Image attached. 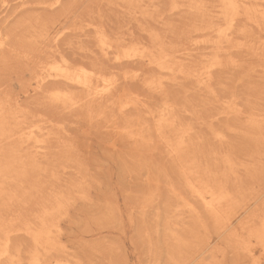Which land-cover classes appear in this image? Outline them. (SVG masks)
Returning a JSON list of instances; mask_svg holds the SVG:
<instances>
[{
  "label": "rangeland",
  "instance_id": "obj_1",
  "mask_svg": "<svg viewBox=\"0 0 264 264\" xmlns=\"http://www.w3.org/2000/svg\"><path fill=\"white\" fill-rule=\"evenodd\" d=\"M260 6L0 0V253L10 235L19 254L1 264H164L176 235L194 263L264 264V237L246 240V252L231 248L203 203L223 194L232 226L264 220ZM87 70L115 90L86 95L74 80Z\"/></svg>",
  "mask_w": 264,
  "mask_h": 264
},
{
  "label": "bare ground",
  "instance_id": "obj_2",
  "mask_svg": "<svg viewBox=\"0 0 264 264\" xmlns=\"http://www.w3.org/2000/svg\"><path fill=\"white\" fill-rule=\"evenodd\" d=\"M60 0H57V2H59ZM138 1V0H137ZM155 1V0H154ZM240 1V0H239ZM253 1H255V2H257V4L258 5H261V6H264V0H253ZM51 2H52V0H51ZM114 2V1H113ZM149 2V1H148ZM231 2V1H230ZM251 2V1H250ZM141 3V2H140ZM252 3V2H251ZM27 4V3H26ZM45 4V3H44ZM47 4H49V3H47ZM230 5H233L232 3H229ZM236 4V3H235ZM239 4V3H238ZM238 4H236V5H238ZM242 4V3H241ZM253 4V3H252ZM256 4V3H255ZM148 5V4H147ZM189 5V4H188ZM235 5V6H236ZM244 6H245V4H243ZM194 6V5H193ZM250 6H251V4H250ZM260 6V7H261ZM231 7H234V6H231ZM237 8H238V6H236ZM190 8V7H189ZM245 8V7H244ZM235 10H238V9H235ZM257 10V9H256ZM258 11H261V10H258ZM150 12H152L151 10H150ZM239 13V12H238ZM149 14V13H148ZM151 14V13H150ZM235 14H236V12H235ZM264 15V14H263ZM249 19V18H248ZM251 19V18H250ZM249 19V20H250ZM33 21V20H32ZM34 22V21H33ZM245 23V22H244ZM261 23V22H260ZM264 24V23H263ZM25 25V24H24ZM239 25V24H238ZM23 26V25H22ZM251 27H252V25H250ZM258 26V25H257ZM259 26H260V24H259ZM262 26H264V25H262ZM229 27V26H228ZM22 28V27H21ZM66 28V27H65ZM144 28V27H143ZM235 28V27H234ZM48 29V28H47ZM231 29V28H230ZM237 30V29H236ZM242 30V29H241ZM264 31V30H263ZM249 32V31H248ZM1 33V32H0ZM62 33V32H61ZM47 34V33H46ZM260 34V33H259ZM58 35V34H57ZM98 35V34H97ZM209 35V34H208ZM234 35V34H233ZM60 36V35H59ZM103 36H105L104 35V32H103ZM154 37V36H153ZM7 38H8V36H7ZM41 38V37H40ZM106 38V37H105ZM255 39H256V37H254ZM51 39V38H50ZM56 39H57V37H56ZM1 40V39H0ZM41 40V39H40ZM109 40V39H108ZM231 41H232V39H230ZM6 41H7V39H6ZM37 41H38V39H37ZM235 41V40H234ZM251 41V40H250ZM260 41V40H259ZM29 43V42H28ZM231 43V42H230ZM257 43H259V42H257ZM262 43V42H261ZM260 43V44H261ZM5 43H3L2 41H0V47H2V48H4L3 46H5L4 45ZM103 44V43H102ZM137 44V43H136ZM253 44H254V41H253ZM263 44V43H262ZM109 45V44H108ZM250 45V44H249ZM258 45V44H257ZM264 45V44H263ZM28 46V49H29V45H27ZM110 46V45H109ZM238 46V45H237ZM250 46H252V45H250ZM239 47V46H238ZM253 47V46H252ZM24 48V47H23ZM123 48V47H122ZM146 48V47H145ZM237 48V47H236ZM249 48V47H248ZM6 49V48H5ZM13 49V48H12ZM130 49V48H129ZM1 50V49H0ZM31 50V49H30ZM49 50V49H48ZM143 50H144V48H143ZM149 50H151V49H149ZM147 48H146V51H149ZM230 50V49H229ZM244 50V49H243ZM242 50V51H243ZM253 50V49H252ZM5 51V50H4ZM9 51V50H8ZM22 51V50H21ZM130 51V50H129ZM129 51H127V52H129ZM142 51V50H141ZM145 51V50H144ZM176 51V50H175ZM236 51V50H235ZM6 52V51H5ZM15 52V51H14ZM23 52V54H24V51H22ZM30 52H32V50L30 51ZM45 52V51H44ZM134 52V51H133ZM224 52V51H223ZM230 53V52H229ZM15 54V53H14ZM143 54V53H142ZM28 55H29V53H28ZM115 56H117V54H114ZM34 56V55H33ZM42 56V55H41ZM105 56V55H104ZM107 56V55H106ZM132 56V55H131ZM222 56V55H221ZM230 56V55H229ZM19 57V56H18ZM155 57V56H154ZM32 58V57H31ZM105 58V57H104ZM222 58V60H223V57H221ZM20 59V58H19ZM116 59V58H115ZM125 59V58H124ZM131 59V58H130ZM143 59H144V57H143ZM148 59V58H147ZM217 60H218V58H216ZM233 59H236V58H231V60H233ZM114 60V59H113ZM149 60V59H148ZM134 61V60H133ZM146 61V60H145ZM239 61V60H238ZM40 62V61H39ZM169 62V61H168ZM230 62H232V61H230ZM236 62V61H235ZM242 61H240V63H241ZM25 63V62H24ZM38 63V62H37ZM60 63V62H59ZM113 63V62H112ZM220 63L221 62H219V64L218 65H216L217 67L219 66L220 67ZM236 63H238V62H236ZM39 64V63H38ZM233 64V63H232ZM48 65V64H47ZM100 65V64H99ZM166 65V64H165ZM224 65V64H223ZM227 65V64H226ZM40 66V65H39ZM43 66V65H42ZM162 66V65H161ZM239 66V65H238ZM55 67V66H54ZM62 67V66H61ZM60 67V68H61ZM65 67V66H64ZM180 67V66H179ZM59 68V72L61 71V69ZM63 68V67H62ZM64 69V68H63ZM101 70V69H100ZM64 71V70H63ZM74 71V70H73ZM62 72V71H61ZM88 70H87V72L86 71H83L82 72V74H79L76 78H75V80H74V82H75V85H77L86 95H89V96H93V97H100V98H102V97H104V96H106L107 94H110V92H111V90H113L114 88H112L111 87V85L109 84V83H105L104 82V84L100 87L99 85H96L95 83H94V81L92 80V77L88 74ZM179 72H181V71H179ZM38 74V73H37ZM69 74V73H68ZM190 74V73H189ZM42 75V74H41ZM97 75V74H96ZM105 75V74H104ZM177 75V74H176ZM201 75H203V74H201ZM59 76V75H58ZM1 77V76H0ZM64 77H65V79H68V80H70V76L68 75H64ZM115 77H117V76H115ZM174 77V76H173ZM210 77V76H209ZM102 78V77H101ZM103 78H105V77H103ZM147 78V77H146ZM107 79V78H106ZM152 78H150V80H151ZM169 79H170V77H169ZM168 79V80H169ZM42 80V79H41ZM148 80H149V78H148ZM149 80V81H150ZM158 80V79H157ZM156 80V81H157ZM160 80V79H159ZM171 80H173V79H171ZM175 80V79H174ZM116 81V80H115ZM118 81V80H117ZM143 81V80H142ZM153 81V80H152ZM42 82V81H41ZM2 83V82H1ZM102 83H103V81H102ZM101 83V84H102ZM150 83V82H149ZM148 83V85H151V84H149ZM152 83H154V82H152ZM162 83V82H161ZM209 83V82H208ZM155 84V83H154ZM158 84V83H157ZM114 85V84H113ZM118 85V84H117ZM143 85V84H142ZM147 85V86H148ZM152 86V85H151ZM160 86V85H159ZM162 86V85H161ZM161 86H160V88H161ZM29 87V86H28ZM117 87V86H116ZM152 87H155V86H152ZM164 87H165V85H164ZM40 88V87H39ZM47 89H49V88H47ZM152 89V88H151ZM163 89V88H162ZM165 89V88H164ZM39 90V89H38ZM115 90V89H114ZM29 91V90H28ZM71 91V90H70ZM150 91V90H149ZM47 92V91H46ZM115 92H117V91H115ZM158 92L159 91H157L156 93L158 94ZM162 92V91H161ZM160 92V93H161ZM164 92H166V91H164ZM10 94V93H9ZM24 96V95H23ZM108 96V95H107ZM161 96V95H160ZM166 96V95H165ZM164 96V97H165ZM114 97V96H113ZM9 98V97H8ZM40 98V97H39ZM85 98V97H84ZM115 98V97H114ZM166 98V97H165ZM15 99V98H14ZM25 99V98H24ZM56 99V98H55ZM95 99V98H94ZM166 99H168V96H167V98ZM53 100V99H52ZM51 100V101H52ZM111 101V100H110ZM167 101V100H166ZM170 101V100H169ZM71 102H72V104H73V106L74 107H80L81 105H82V103H83V100H82V98H75V97H73V98H71ZM93 102V101H92ZM104 102V101H103ZM108 102V101H107ZM112 102V101H111ZM11 103V102H10ZM37 103V102H36ZM101 103V102H100ZM35 104V103H34ZM88 104V103H87ZM102 104V103H101ZM134 104V103H133ZM163 104H165V103H163ZM113 105V104H112ZM171 105V104H170ZM88 106H90V105H88ZM105 105H103V107H104ZM108 106V105H107ZM110 106V105H109ZM122 106H124V104L122 105ZM128 106H129V104H128ZM167 106V105H166ZM85 107V106H84ZM96 107H97V105H96ZM95 107V108H96ZM111 107V106H110ZM27 108V107H26ZM89 108V107H88ZM112 108V107H111ZM117 108V107H116ZM128 108V107H127ZM3 109V108H2ZM31 109V108H30ZM108 109V108H107ZM110 109V108H109ZM137 109V108H136ZM170 109V108H169ZM172 109V108H171ZM22 110V109H21ZM91 110H92V108H91ZM103 110V109H102ZM167 110H168V107H167ZM23 111V110H22ZM141 111H142V109H141ZM242 111V110H241ZM97 112V111H96ZM106 112V111H105ZM127 112H129V111H127ZM23 113V112H22ZM85 113V112H84ZM130 113V112H129ZM243 113V112H242ZM104 114V113H103ZM109 114V113H108ZM133 114V113H132ZM137 114V113H136ZM163 114V113H162ZM176 114V113H175ZM89 115V114H88ZM91 115V114H90ZM92 115H94V114H92ZM97 115V114H96ZM105 115V114H104ZM139 115V114H138ZM137 115V116H138ZM146 115V114H145ZM148 115V114H147ZM146 115V116H147ZM106 116V115H105ZM149 116V115H148ZM174 116V115H173ZM103 117V116H102ZM131 117H133V116H131ZM175 117V116H174ZM80 118H81V116H80ZM89 119H90V117H88ZM109 118V117H108ZM163 118V117H162ZM101 119V118H100ZM103 119V118H102ZM133 119V118H132ZM131 119V120H132ZM166 119V118H165ZM164 119V120H165ZM173 119H175V118H173ZM94 120V119H93ZM107 120V119H106ZM124 120V119H123ZM140 120V119H139ZM147 120V119H146ZM162 120V119H161ZM163 120V121H164ZM245 120V119H244ZM243 120V121H244ZM129 121V120H128ZM142 121V120H141ZM98 122V121H97ZM100 122H101V120H100ZM129 122H131V121H129ZM135 122V121H134ZM140 122V121H139ZM173 122V121H172ZM179 122V121H178ZM181 122V121H180ZM32 123V122H31ZM142 123V122H141ZM145 123H146V121H145ZM164 123H165V121H164ZM53 124V123H52ZM169 124V123H168ZM253 124V123H252ZM46 125V124H45ZM95 125V124H94ZM139 125V124H138ZM138 125H137V127H138ZM171 125V124H170ZM256 125V124H255ZM132 126V125H131ZM160 126H162V125H160ZM165 126H166V124H165ZM258 126H259V124H258ZM257 127V126H256ZM33 128V127H32ZM142 128V127H141ZM169 128V127H168ZM258 128V127H257ZM34 129V128H33ZM90 129V128H89ZM185 130H186V128H184ZM253 129V128H252ZM97 130H99L98 128H97ZM114 131H116V132H127L126 130H125V128H123V129H120L119 127H114ZM164 131H166V130H164ZM163 131V132H164ZM13 132V131H12ZM42 132V131H41ZM174 132V131H173ZM172 132V133H173ZM31 133V132H30ZM34 133V132H33ZM130 134H128V135H131L132 133H131V131L129 132ZM137 133V132H136ZM170 133V132H169ZM218 133V132H217ZM216 133V134H217ZM113 134H114V132H113ZM188 134V133H187ZM53 135V134H52ZM122 135V134H121ZM120 135V136H121ZM132 135H136V134H132ZM138 135V134H137ZM150 135V134H149ZM167 135V134H166ZM74 136V135H73ZM118 136H119V134H118ZM188 136H189V134H188ZM251 136V135H250ZM254 136V135H253ZM262 136V135H261ZM24 137H26L25 135H24ZM137 137V136H136ZM151 137V136H150ZM255 137V136H254ZM134 138V137H133ZM149 138V137H148ZM153 138V137H152ZM15 139H16V136H15ZM38 139V138H37ZM76 139V138H75ZM135 139V138H134ZM140 139H142L141 137H140ZM19 140V139H18ZM26 142L28 141L27 140V137H26ZM30 140V139H29ZM32 140H34L33 138H32ZM36 140V139H35ZM72 140H73V138H72ZM71 140V141H72ZM121 140H122V138H121ZM124 140V139H123ZM152 140V139H151ZM156 140V139H155ZM159 140V139H158ZM179 140V139H178ZM107 141V140H106ZM134 141V140H133ZM154 141V140H153ZM264 141V140H263ZM25 142V143H26ZM38 142V141H37ZM44 142V141H43ZM145 142V141H144ZM149 142H150V139H149ZM183 142V141H182ZM137 143H138V141H137ZM137 143H135L137 146H138V144ZM150 143H152V141L150 142ZM155 143H156V141H155ZM154 142H153V145L155 144ZM181 143V142H180ZM17 144H18V142H17ZM27 144V143H26ZM35 144V143H34ZM39 144V143H38ZM148 144V143H147ZM179 144V143H178ZM19 145H20V143H19ZM24 145V144H23ZM131 145V144H130ZM134 145V144H133ZM151 145V144H150ZM159 145V144H158ZM17 146V145H16ZM35 146H36V144H35ZM185 146V145H184ZM183 146V148L185 149V147ZM18 147V146H17ZM139 147V146H138ZM148 147H149V145H148ZM154 147V146H153ZM19 148H20V146H19ZM35 148V147H34ZM75 148V147H74ZM128 148V147H127ZM135 149H136V147H134ZM179 148V147H178ZM181 148V147H180ZM14 149V148H13ZM21 149V148H20ZM76 149V148H75ZM134 149V150H135ZM149 149V148H148ZM147 149V150H148ZM143 150V149H142ZM146 150V151H147ZM186 150H188V149H186ZM136 151V150H135ZM145 151V150H144ZM18 152H19V149H18ZM25 152V151H24ZM183 152H184V150H183ZM175 153V152H174ZM184 153H186V152H184ZM189 153V152H188ZM80 154H81V152H80ZM179 154V153H178ZM210 154H211V152H210ZM13 155H14V153H13ZM186 155V154H185ZM193 155V154H192ZM79 156V155H78ZM149 156V155H148ZM173 156V155H172ZM188 156H189V154H188ZM181 157V156H180ZM172 158V157H171ZM175 158V157H174ZM177 158V157H176ZM184 158V157H183ZM187 158V157H186ZM23 159V158H22ZM52 159V158H51ZM185 159V158H184ZM229 160V159H228ZM176 161V160H175ZM194 161V160H193ZM179 163V162H178ZM235 163V162H234ZM149 164V163H148ZM190 165V164H189ZM40 166V165H39ZM38 166V167H39ZM235 166V165H234ZM36 167V166H35ZM44 167V166H43ZM46 167V166H45ZM230 167V166H229ZM232 167V166H231ZM18 168V167H17ZM20 168H21V166H20ZM182 169H183V167H182ZM197 169V168H196ZM232 169H234V168H232ZM231 169V170H232ZM236 169V168H235ZM234 169V170H235ZM38 170H39V168H38ZM191 170H192V168H191ZM203 170V169H202ZM229 170H230V168H229ZM234 170H233V173H234ZM237 170V169H236ZM43 171V170H42ZM42 171H40V173L42 172ZM45 171V170H44ZM78 171H80V170H78ZM185 171V170H184ZM36 172V171H35ZM46 172V171H45ZM44 172V173H45ZM231 173H232V171H230ZM31 173V172H30ZM37 173V172H36ZM40 173H38V174H40ZM50 173V172H49ZM185 173V172H184ZM193 173V172H192ZM232 173V174H233ZM6 174V173H5ZM46 174V173H45ZM186 174V173H185ZM184 174V175H185ZM7 175V174H6ZM19 175H21V174H19ZM196 175V174H195ZM188 176V175H187ZM192 174H191V178H192ZM219 176V175H218ZM232 175H230V177H231ZM19 177H21V176H19ZM198 177V176H197ZM201 177H203V176H201ZM8 178H10V177H8ZM22 178V177H21ZM184 178H187V177H184ZM189 178V177H188ZM187 178V179H188ZM194 178H195V176H194ZM205 178V177H204ZM227 178H229V175H228V177ZM186 179V180H187ZM197 179V178H196ZM24 180V179H23ZM22 180V181H23ZM199 180V178L196 180V181H198ZM235 180V179H234ZM21 181V182H22ZM39 181V180H38ZM189 181V180H188ZM217 181V180H216ZM17 182V181H16ZM162 182V181H161ZM191 182V181H190ZM19 183V182H18ZM198 183H202V182H199L198 181ZM216 183V182H215ZM237 183V182H236ZM150 184V183H149ZM192 184V183H191ZM190 183H189V185H191ZM197 184V183H196ZM233 184V183H232ZM232 184H231V186H232ZM240 184V183H239ZM243 184H241V186H242ZM19 186V185H18ZM230 186V185H229ZM11 187V186H10ZM232 187H234V186H232ZM236 187V186H235ZM238 187V186H237ZM44 188V187H43ZM192 188H193V184H192ZM196 188V187H195ZM195 188H194V190H195ZM198 188V187H197ZM203 188V187H202ZM16 189V188H15ZM14 189V190H15ZM236 189V188H235ZM40 190V189H39ZM228 190V189H227ZM231 190V189H230ZM237 190V189H236ZM249 190V189H248ZM150 191V190H149ZM8 192V191H7ZM226 192H228V191H226ZM235 192V191H234ZM194 193V192H193ZM196 193H197V191H196ZM214 193V192H213ZM213 193H211L212 195H214ZM237 193V192H236ZM239 193V192H238ZM19 194V193H18ZM195 194V193H194ZM2 195H4V194H2ZM222 196H220V197H216L215 196V198H211L212 200H210V201H208V202H203L204 203V205L206 206V209H207V211H209V214H210V216H211V219H212V222H213V224L216 226V233H217V238L220 240V241H222V242H227V243H229V244H231L233 247H231V248H235L236 250H239V249H241V250H245V252L247 251V248L246 247H248V246H250L251 244V242L250 241H252L253 239H257V238H260V237H264V213H263V221H262V225H261V228L259 229V228H256L253 224H252V222H250L251 220H250V218H252L251 216H250V218L248 219V220H250V221H247L246 219H245V221H243V222H240L238 225H236V226H232L233 224H232V222H230V220L229 219H227L226 217H225V215H226V208H224L223 207V204H222V202H223V200H224V198H223V194H221ZM26 196H28V195H26ZM256 196H257V194H256ZM5 197H6V195H5ZM255 197V196H254ZM11 198H13V195H12V197ZM231 199V198H230ZM254 199V198H253ZM256 199V198H255ZM201 200H204V196H202L201 197ZM88 201V200H87ZM231 201V200H230ZM190 202V201H189ZM255 202H256V200H255ZM23 205H24V203H23ZM19 206H20V204H19ZM29 206V205H28ZM191 206H193V205H191ZM256 206V205H255ZM23 207V206H22ZM192 208V207H191ZM165 209H167V208H165ZM232 212V211H231ZM230 212V213H231ZM9 214V213H8ZM231 214H233V212L231 213ZM139 215V214H138ZM254 215H255V213H254ZM258 215V214H257ZM20 216V215H19ZM22 216V215H21ZM111 216V215H110ZM232 216V215H231ZM234 216V215H233ZM2 217V216H1ZM246 217H248L247 215H246ZM254 218L256 217V216H253ZM21 218V217H20ZM243 218V217H242ZM241 218V219H242ZM35 219V218H34ZM241 219H239V220H241ZM29 220V219H28ZM257 220V219H256ZM30 221V220H29ZM28 221V222H29ZM255 221V220H254ZM3 222V221H2ZM25 222V221H24ZM153 222V221H152ZM256 222V221H255ZM30 223V222H29ZM131 223V222H130ZM4 224V223H3ZM25 224V223H24ZM2 225V224H1ZM6 226V225H5ZM9 226H11V224H9ZM26 226V225H25ZM1 227V226H0ZM177 227H178V224H177ZM3 228V227H2ZM9 227H6V229L5 230H7ZM13 228H14V225H13ZM24 229V228H23ZM4 230V229H3ZM5 230L3 231V232H5ZM9 230H13V229H8L7 230V233L6 234H8L9 233ZM151 230V229H150ZM2 231V230H1ZM17 232V231H16ZM25 232H26V230H25ZM154 232H156V231H154ZM11 233V232H10ZM9 233V234H10ZM3 233H1V235H2ZM5 234V233H4ZM174 234V233H173ZM147 235V234H146ZM2 237H3V235H2ZM15 239V238H14ZM135 239V238H134ZM262 239V238H261ZM261 239H259V240H261ZM249 241L250 243H249V245L247 246L246 245V243H245V241ZM258 240V239H257ZM263 240V239H262ZM261 240V241H262ZM3 241V240H2ZM17 242V241H16ZM54 242V241H53ZM58 242V241H57ZM56 242V243H57ZM179 242H182V240H181V238H179V236L178 235H176L175 236V238H174V241H173V244L171 245V247H170V249H169V252L167 253V255L164 257V264H203V263H201V262H197V263H194L195 262V259H196V257H194L195 255L194 254H190V256H184V255H182L183 254V251L181 250L182 249V245H180L179 244ZM50 243V242H49ZM56 243H54V244H56ZM150 243V242H149ZM220 243V242H219ZM261 243V242H260ZM59 244H61L60 242H59ZM136 245H137V242L135 243ZM188 244V243H187ZM218 244V243H217ZM1 245H2V243H1ZM57 245V244H56ZM227 245V244H226ZM218 246V245H217ZM221 246V245H220ZM15 247V246H14ZM52 247V246H51ZM50 247V250L51 249H53V248H51ZM54 247V246H53ZM56 247V246H55ZM58 247V246H57ZM60 247V246H59ZM1 248V247H0ZM46 248V247H45ZM216 248H218V247H216ZM222 248H224V247H222ZM249 248V247H248ZM58 249H60V248H58ZM57 249V251H60V250H58ZM117 249V248H116ZM215 249V248H214ZM1 250V249H0ZM48 250V249H47ZM54 251H55V249H53ZM65 250V249H64ZM119 250V249H118ZM49 251V250H48ZM52 251V250H51ZM154 251V250H153ZM152 251V252H153ZM219 251H220V249H219ZM226 251V250H225ZM20 252V251H19ZM50 252V251H49ZM49 252H47V253H49ZM223 253H224V249H223V251H222ZM251 252V251H250ZM46 253V255H48ZM59 253V252H58ZM154 253V252H153ZM217 253H219V252H217ZM223 253H221V255H223ZM50 254V253H49ZM66 254V253H65ZM224 254H227V252L226 253H224ZM249 254V253H248ZM18 253H17V251L15 250V249H13V247L11 246V238H10V235H6V237H5V241H4V246H3V249H2V251H1V253H0V264H1V261L3 260V259H11V258H16V257H18ZM58 255V254H57ZM68 255H69V253H68ZM189 255V254H188ZM220 255V256H221ZM67 256V255H66ZM154 255H152V257H153ZM44 257V256H43ZM201 257H202V255H201ZM222 257H224V256H222ZM253 257V256H252ZM256 257V256H255ZM137 258V257H136ZM195 258V259H194ZM249 258V257H248ZM127 259V258H126ZM250 259V258H249ZM252 259V258H251ZM200 260H201V258H200ZM215 260V259H214ZM222 260V259H221ZM225 259H223L222 261H224ZM157 261L158 262H156L155 264H162V261H163V258H157ZM210 261V260H209ZM212 261V260H211ZM111 262V261H110ZM253 262V261H252ZM207 263V262H206ZM254 263H256V262H254ZM31 264V263H30ZM36 264V263H35ZM44 264V263H43ZM81 264V263H80ZM110 264V263H109ZM212 264H216V261L214 262V263H212ZM250 264V263H249Z\"/></svg>",
  "mask_w": 264,
  "mask_h": 264
}]
</instances>
